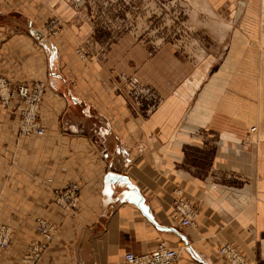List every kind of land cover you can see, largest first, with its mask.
Returning a JSON list of instances; mask_svg holds the SVG:
<instances>
[{"label":"crops","instance_id":"0c3cea01","mask_svg":"<svg viewBox=\"0 0 264 264\" xmlns=\"http://www.w3.org/2000/svg\"><path fill=\"white\" fill-rule=\"evenodd\" d=\"M83 14L81 0H0V77L46 84L44 135L20 136L19 116L0 106V197L20 203L0 264L40 237L39 216L58 230L38 264H120L162 240L181 249L176 264H226L225 242L264 264V0L225 11L235 21L217 23L220 50L197 59L133 32L84 59L94 25ZM51 19L60 34L49 37ZM38 32L56 47L53 73ZM133 74L140 94L125 86ZM70 184L78 200L64 209L54 190ZM177 190L198 226L180 224Z\"/></svg>","mask_w":264,"mask_h":264},{"label":"rangeland","instance_id":"374dc122","mask_svg":"<svg viewBox=\"0 0 264 264\" xmlns=\"http://www.w3.org/2000/svg\"><path fill=\"white\" fill-rule=\"evenodd\" d=\"M246 2L247 0H81L84 11L81 18L90 20L94 25V31L91 33L90 39L84 42L88 49L82 46V48L78 47L77 51L84 59L89 54L97 56L105 46L107 47L120 34L133 32L151 45L157 46L170 42L178 51L197 59L204 54H212L215 50H220L219 39L215 31L217 23H228L233 19L235 21L234 17L231 19L229 15H224L225 11L230 8L236 9L242 5L245 6ZM52 20L54 19L49 22ZM46 33L47 36L52 37L59 35L60 31L54 28ZM224 33L225 31H223ZM38 34L42 36L44 33L38 32ZM222 49L224 50V48ZM48 53V60H50L49 50ZM56 57L57 51L53 68H50L49 63V69L52 73L55 71ZM2 195L0 192V196ZM189 200L192 202L190 198ZM12 203L6 202L0 197V234L4 228H9L11 232L9 243L6 246H0L1 250L8 249L17 242L13 238L16 224L8 223L7 219L16 214L15 209H18L17 212L20 211V203L19 207H14ZM38 218L44 217H37L35 219L36 224ZM39 236L29 243L25 251L17 255L16 262L18 264H29L26 258L31 253V246L43 239L40 233ZM52 242L53 240L40 254V257L35 260L34 264H38ZM178 250L181 252V249Z\"/></svg>","mask_w":264,"mask_h":264},{"label":"built area","instance_id":"2783aa9c","mask_svg":"<svg viewBox=\"0 0 264 264\" xmlns=\"http://www.w3.org/2000/svg\"><path fill=\"white\" fill-rule=\"evenodd\" d=\"M48 31L56 28L55 19L46 25ZM126 88L133 94H140L145 90L140 77L133 74L127 77ZM46 91V84L42 81H33L14 84L6 77H0V106L11 110L20 119L19 135H43L45 128L40 119V107ZM256 130L252 127L251 131ZM79 188L70 184L66 188L54 190L55 203L62 208L75 207L78 200ZM176 217L182 226H198L199 210L189 200L182 190H177L173 199ZM37 226L43 239L31 246V253L27 256L29 264H34L47 245L57 233V225L46 218H38ZM9 228H4L0 234V246H6L10 239ZM219 253L226 258V264H250L238 248L232 243H224L219 248ZM34 254L35 257H34ZM180 251L170 247L165 240L159 242L156 249L151 252L136 254L126 252L120 264H176Z\"/></svg>","mask_w":264,"mask_h":264},{"label":"water","instance_id":"95a60500","mask_svg":"<svg viewBox=\"0 0 264 264\" xmlns=\"http://www.w3.org/2000/svg\"><path fill=\"white\" fill-rule=\"evenodd\" d=\"M40 38V40H41V42L42 43H44L45 44V46H46V48L50 51V60H49V63H50V68H53V61H54V57L56 56V47H55V45L51 42V41H49L47 38H44V37H41V36H39ZM122 178L129 184V186L131 187V188H133V189H136L134 186H132V184H131V182L129 181V179L126 177V176H122ZM143 200L141 199L139 202H137V204L141 207V208H143V209H145V205L143 204V202H142ZM146 212V211H145ZM147 213V212H146ZM148 214V213H147ZM148 216L150 217V219L158 226V227H160V228H162V229H173V228H168V227H163V226H160L154 219H153V217L152 216H150V214H148ZM174 230V229H173ZM183 236V238L186 240V242L188 243V241H187V239H186V237L184 236V235H182Z\"/></svg>","mask_w":264,"mask_h":264},{"label":"bare ground","instance_id":"6f19581e","mask_svg":"<svg viewBox=\"0 0 264 264\" xmlns=\"http://www.w3.org/2000/svg\"><path fill=\"white\" fill-rule=\"evenodd\" d=\"M44 134H45V133H44ZM44 134H43V135H44Z\"/></svg>","mask_w":264,"mask_h":264}]
</instances>
